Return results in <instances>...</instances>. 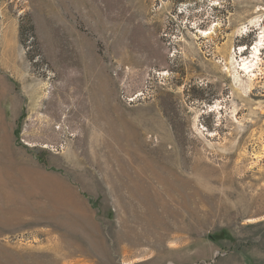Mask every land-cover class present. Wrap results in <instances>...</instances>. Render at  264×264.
<instances>
[{"label":"rangeland","instance_id":"374dc122","mask_svg":"<svg viewBox=\"0 0 264 264\" xmlns=\"http://www.w3.org/2000/svg\"><path fill=\"white\" fill-rule=\"evenodd\" d=\"M0 264H264V0H0Z\"/></svg>","mask_w":264,"mask_h":264},{"label":"bare ground","instance_id":"6f19581e","mask_svg":"<svg viewBox=\"0 0 264 264\" xmlns=\"http://www.w3.org/2000/svg\"><path fill=\"white\" fill-rule=\"evenodd\" d=\"M256 50L259 52L260 49L256 48ZM257 64H258V63H257ZM254 65H255V64H254ZM254 65H250V66H249L248 63H244V64H243V67L246 68V70H248V71H250V72H253L254 70H250V68H251L252 66L254 67ZM255 66H256V65H255Z\"/></svg>","mask_w":264,"mask_h":264}]
</instances>
